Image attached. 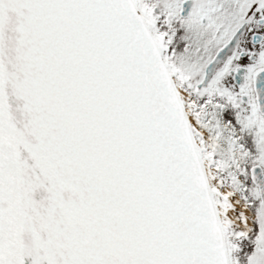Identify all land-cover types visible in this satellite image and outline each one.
<instances>
[{
  "label": "snow or ice",
  "instance_id": "obj_1",
  "mask_svg": "<svg viewBox=\"0 0 264 264\" xmlns=\"http://www.w3.org/2000/svg\"><path fill=\"white\" fill-rule=\"evenodd\" d=\"M0 264H264V0H0Z\"/></svg>",
  "mask_w": 264,
  "mask_h": 264
}]
</instances>
